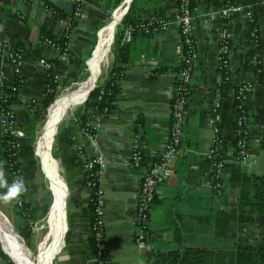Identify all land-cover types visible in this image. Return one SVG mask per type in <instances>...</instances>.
Returning <instances> with one entry per match:
<instances>
[{"label": "crops", "instance_id": "1", "mask_svg": "<svg viewBox=\"0 0 264 264\" xmlns=\"http://www.w3.org/2000/svg\"><path fill=\"white\" fill-rule=\"evenodd\" d=\"M103 2L105 0H82L81 12L74 21L69 40V53L65 59H61L57 49L44 43L42 38L43 36L57 38L61 35L63 23L60 18L71 13L74 6L72 1L0 0V35L18 45L23 53L24 83L12 99L11 106L17 116L18 129L26 131L32 128L35 133L32 150L38 157L40 169L47 180L48 194L51 195L44 223L40 225L44 231L37 248L39 249L44 237L51 233L57 235L58 243L57 249L49 254L42 252L41 256L39 255L36 262L40 264L44 260L42 264L94 263L95 255L89 243L92 218L89 198L93 190L88 185L89 174L84 167V161L94 156L102 158V164H95L92 167L98 170L99 182L103 189L105 242L113 264H145L146 249L179 245V242L173 239L174 232L182 234V238L192 235L191 240L193 234H197L204 241L207 232L215 237L212 214L223 210L232 211L236 207L238 186L230 180L231 164L236 163L230 160L222 170L224 183L221 191L216 193L211 188L212 163L205 156L213 135L211 119L218 110L220 136L226 144V149L232 152L235 114L233 92L238 82L255 75L256 64L253 62V55L256 48L259 52V81L248 97L251 157L247 163H240V166L250 174L264 175V0H238L240 7L225 19V23L220 14L222 0H193V28L198 55L192 69V85L180 151L173 161V173L155 188L154 201L149 210V228L145 245L139 247L135 243L134 213L141 168L129 163L131 136L134 132L139 135L144 155L143 166L158 155L167 139L170 94L182 56L176 18L178 0H151L148 3H145V0L136 1V13L139 17L143 19L162 17L168 25L165 30L154 33L134 28L129 39L125 38L126 28L124 29L119 40L122 45L116 58V63L121 67L119 90L113 107L105 113L83 105L88 96V88L100 84L107 77L110 65L115 59L112 52L113 27L109 33L103 31L111 22L99 32V41L101 36V43L107 42V45L96 68L98 56L96 61L95 57L97 52L99 54V46L96 50L98 30L111 17L110 15L107 18L101 12ZM126 3L127 1L118 8L115 17L122 16ZM53 8L58 9L63 15H58ZM245 9L252 11L253 21L246 15ZM253 25L257 27V47L250 38ZM222 32L229 34L231 73L229 80L221 89L218 86L216 54L218 38ZM41 57L50 61L57 74L55 85L58 92L54 95L56 101L59 95L87 87L84 93L77 94L75 98L57 107L59 110L56 124L47 137L48 166L42 163L37 141L44 122L48 119L47 116L54 109V106L51 109L49 105L54 98L44 107L48 81L42 66L38 63ZM106 60L108 62L106 69L98 78ZM84 72H86L84 78L75 81L77 79L74 78ZM0 73L7 79L12 76L1 56ZM70 81H75L73 90L68 88L60 93L59 90L66 88ZM28 98L36 99L32 110L29 109ZM215 101L220 103L216 111L213 106ZM70 104L72 107L77 106L58 128L57 122L60 118L62 120L65 115H62V112L69 109ZM48 106L50 108L47 112ZM78 107L85 118L96 125L94 142L86 140L79 131L78 122L86 119L74 113ZM43 110L46 119L44 118L39 133L36 134L34 122ZM135 122L140 123V126H136ZM56 126L57 146L52 150ZM2 151L0 134V162H3ZM50 171L57 176V191L56 181ZM21 172V177L25 179L28 188V193H24L27 214L19 213L16 208H14L16 211H11L8 204L0 201L3 207L0 206L1 210H6L8 213L6 217L17 232L11 228L7 219L1 216L0 219L13 233L25 255L27 247L19 236H27L30 230L33 231L31 222L38 220L40 215L38 214L40 203L35 199V195L41 180L35 177V173L30 174L25 170ZM5 173L11 183L13 180L11 174L6 170ZM3 191L0 189V192ZM237 213L238 209L235 211V214ZM200 214H203L202 219ZM204 214L211 215L206 219ZM26 216H29L31 222L27 220L28 218H23ZM234 227L235 224L232 222L230 228ZM180 229L183 231L179 232ZM225 237L220 236L222 245L227 241ZM43 253L45 256L40 259ZM0 264H3V260H0Z\"/></svg>", "mask_w": 264, "mask_h": 264}, {"label": "built area", "instance_id": "2", "mask_svg": "<svg viewBox=\"0 0 264 264\" xmlns=\"http://www.w3.org/2000/svg\"><path fill=\"white\" fill-rule=\"evenodd\" d=\"M74 6L68 16L60 18L63 23V29L60 39L50 36H43V42L57 49L59 57L65 59L69 53V40L72 34L74 21L80 15L82 0H70ZM193 0H178V12L176 15L178 21V30L182 45L181 65L176 74L173 91L170 94V121L167 128V139L158 155L143 166V153L141 142L137 132L131 136V147L129 153V163L134 167L141 168V179L137 188V199L135 206L134 220V241L139 246L145 245L147 238L150 214L149 210L154 201L155 188L157 184L166 180L173 173V161L180 151V144L183 137V128L187 114V104L189 100L192 85V69L194 61L197 58L198 51L195 44L193 28ZM238 0H222L220 7L221 17L229 18L233 11L238 9ZM246 15L253 21V13L245 9ZM167 21L162 18H151L138 22L135 26H128L125 29V38L129 39L134 28L145 32H157L167 28ZM250 38L255 47L258 46L257 27L252 26ZM230 40L227 32L219 35L216 54V69L218 74V86L222 89L223 85L230 78L229 65ZM0 56L7 64L12 76L7 79L0 73V130L5 137L7 151L10 158L15 156L20 147L22 131L18 129L17 116L11 106L12 99L16 96L20 86L24 83L23 76V53L22 49L3 38L0 35ZM253 62L256 64L255 75L246 80L238 82L233 92L234 114V145L233 151L229 152L224 147V141L220 136V114L218 107L219 101H215V113L211 119L213 135L210 146L205 151V156L211 160L210 184L214 192L219 193L223 187L224 166L233 160L236 163H247L251 157L250 142V114L248 112V97L259 81V52L256 48L253 55ZM38 63L42 66L47 81L56 82L57 74L53 70L49 60L41 57ZM101 93L97 95L101 99ZM29 109L32 110L36 102L35 98H28ZM97 109V107H94ZM79 131L86 140L95 141L96 125L90 120L79 121ZM136 126L140 123L135 122ZM80 148V146H79ZM102 164L100 156L87 158L84 161V167L87 169L89 178L88 185L92 188L89 201L92 208V218L90 223V235L92 237L95 260L99 264H113L105 242V219H104V197L103 189L99 182L98 170L92 166ZM10 172L14 179L18 178L19 168L12 167L9 161ZM27 192V191H26ZM25 192V193H26ZM25 202L24 194L19 198L17 204L22 206Z\"/></svg>", "mask_w": 264, "mask_h": 264}, {"label": "trees", "instance_id": "3", "mask_svg": "<svg viewBox=\"0 0 264 264\" xmlns=\"http://www.w3.org/2000/svg\"><path fill=\"white\" fill-rule=\"evenodd\" d=\"M121 0H105L101 6V12L109 18L111 10ZM136 1L132 0L127 12L123 15L120 23L117 25L116 32L112 42V52L115 59L112 61L108 70L107 77L95 85L88 93L83 105L86 107H97L101 113L109 111L113 107V101L119 90L118 79L120 78V65L116 63L117 53L121 45L119 40L123 36L124 29L127 26H135L138 22L146 20L136 13ZM151 0H145V3ZM193 3V2H192ZM55 9V8H53ZM58 15L60 11L55 9ZM60 39V36L57 37ZM101 93V99L97 95ZM58 92L55 82L49 80L47 92L44 98V107H46ZM51 106V105H50ZM47 112L49 111V108ZM51 113V112H50ZM74 113L83 119H86L84 113H81L79 107ZM32 127V126H31ZM31 134L32 141L35 138L33 129L26 130ZM5 138L2 139L3 155L7 167L9 161L12 167L18 168L20 165L16 157L8 155ZM234 145V139L232 141ZM226 148V144L224 143ZM144 156V155H143ZM155 158V157H154ZM153 158V159H154ZM152 161V160H151ZM231 183L237 184L238 196L236 207L232 211H221L213 215L214 233L216 236L233 237L231 247H206L204 245L185 244L186 240H191L192 235L188 238H182V234L174 232L173 239L179 242L175 247H158L146 249L144 252L145 264H264V175H255L248 173L239 163L231 164ZM20 176V172H19ZM16 210L19 211L16 201L13 202ZM238 209V213L235 211ZM21 211H19L20 213ZM211 214H204L208 219ZM203 214H200L202 219ZM234 222L235 227L230 228ZM188 223V222H187ZM190 223V222H189ZM183 230H179L181 232ZM90 244L95 255L92 237L90 235ZM9 264L12 261L9 259ZM93 264H99L97 260Z\"/></svg>", "mask_w": 264, "mask_h": 264}, {"label": "rangeland", "instance_id": "4", "mask_svg": "<svg viewBox=\"0 0 264 264\" xmlns=\"http://www.w3.org/2000/svg\"><path fill=\"white\" fill-rule=\"evenodd\" d=\"M110 20H112V19L110 18L106 23H108ZM105 21L106 20H104V22ZM114 31H115V29H114ZM110 55H111V51L109 50L108 56H110ZM96 57H97V55H96ZM96 57H95V61H96ZM106 62H107V60H106ZM106 62L103 63L102 68H101V73L100 74L98 73L99 74L98 78H100L102 76L104 70L106 69V65L108 64V62L107 63ZM94 64H95V62H94ZM85 71H87V70H85ZM85 73L86 72H84V74L78 75V77L76 76L77 78L75 77L74 79H77V80H75V81H78V80H81L82 78H84ZM75 81L68 82V84H66L67 86H65L66 88H64L63 90L62 89L59 90L60 93L63 92L64 90L68 89V88H70L68 90H73V88L75 86ZM64 94H66V93H64ZM64 94H62V95H64ZM62 95H59V97L57 98V100ZM76 106H73L72 107V104H70L68 106V107H70L69 109H64L63 110L62 115H64V114L65 115L62 118V120H61V118L58 120V122H57V125L59 123L58 128L61 126V124H63V121H65V119L67 117H70L71 116V111H73ZM55 107L56 108L53 109V111L48 116L54 114V112L57 110V101H56V106ZM48 116H47V118H49ZM44 118L46 119L45 112L43 110V111H41V113L38 115V118L34 122V128L36 130V134L39 133L40 127H41L43 121L45 120ZM47 120L48 119H46V121L44 122V125L47 122ZM44 125H43V127H44ZM17 127H18V125H17ZM42 130H43V128H42ZM42 130H41V133H40V136H39V139L38 140H40V137H41V134H42ZM52 131L48 134V136L52 133ZM57 131H58V129H57V126H56L55 133H54L55 138L53 136V138H54V141L52 142L53 145L51 144L52 150L54 149V147L57 146ZM0 134H1V130H0ZM22 134H23V136H22V139H21L20 147L17 149V152H16L15 156H13V157H16V159L19 160V162H20V165L18 167L19 168V172H20V176H19V172H18L17 176L18 177H21V173H22L21 171L22 170H25V171L29 172L30 174L35 173V177L36 178H39V180H41L40 185L37 188L38 191H37V193L35 195V199L38 200L39 203H40L39 204V209L40 210H39V213H38L40 215H38V220H35V222H31L30 218H28L29 216L23 217L25 219L28 218L27 220L29 222H31V225H32L31 228L33 229V231L30 230L28 232V235L27 236L21 235L20 233L19 234L21 236H19L17 233L16 234L22 239L23 243L28 248V249L25 248V257H26L27 264H35L36 260L38 259L39 255L42 252L49 254L50 252L53 251L52 250L53 240L56 239L57 235L54 236V235H52V233L49 234V235H47V236L44 235L45 237L43 239V242L41 243L39 249L37 248L38 242L41 239L42 233L44 231V229L41 228L40 225L42 223H44V218H45V215H46V212H47V209H48V205H49L50 200H51V195L48 194L49 191H48V187H47V180L44 177V175H43V173H42V171L40 169L38 157L33 153V150H32L33 147H34L35 140L30 141L31 140V134L29 132H27V131H24L23 130L22 131ZM3 138H5V137L2 136V134H1V143H2V139ZM45 140H46V154L45 155H43L41 153V150L39 148L40 147V144H39V141H37V149H38V152L41 155L42 163L48 162V152H47V140H48V138H46ZM5 145H6V142H5ZM3 148H4V146H3ZM6 149H7V147H6ZM54 152H55V154H57L56 150H54ZM51 154H52V152H51ZM8 155H9V153H8ZM1 158H2V161L4 163L5 170L8 171L11 174V172H10V166L7 167V165H6V160H5V157L3 155V151L1 152ZM51 164H52V162H51ZM11 176H12V174H11ZM12 179L14 180L13 176H12ZM27 193H28V188H27ZM6 204H8V207H9V209L11 211H16V210H14L15 206L12 207L11 203H6ZM18 207H19V211H21L20 212L21 214H23V213L24 214H27V211L28 210L26 209L25 202L22 204V206H19L18 205ZM7 214L8 213L6 212L5 209H2L1 210V208H0V216L1 217H4L5 219H7V217H6ZM23 216H25V215H23ZM36 218H34V219H36ZM7 221L9 222L8 219H7ZM9 224H10V222H9ZM10 226H11V224H10ZM11 228H12V226H11ZM12 229L15 232H17V230L15 228H12ZM207 233H206V240L203 241L199 235L193 234L194 236H193L192 240H188L185 244L204 245L206 247H231L232 246L233 239L231 238L232 236L230 234H228L225 237V238H227V241H226V243H224V245H222L220 243V241L222 240V238H220V236H215L214 235L215 237H213V235H211L209 233L207 234ZM7 250L8 249L6 248L4 241L1 239V234H0V260H3V264H7V262L10 259L12 261V264H16L15 258ZM9 254H10V256H12L11 258L14 261L10 258ZM44 262H45V260H44ZM44 262H42V263H44Z\"/></svg>", "mask_w": 264, "mask_h": 264}, {"label": "bare ground", "instance_id": "5", "mask_svg": "<svg viewBox=\"0 0 264 264\" xmlns=\"http://www.w3.org/2000/svg\"><path fill=\"white\" fill-rule=\"evenodd\" d=\"M122 6V5H121ZM121 6H119L118 8H120ZM118 8L112 13V16L110 17L112 20H110L108 23H106V25L104 27H106L107 25H109L111 22V25L109 27H107L106 29H104L103 31H108L109 33V30L113 27V32H112V36L114 34V29L116 27V25L118 24L117 22L120 20V16H116L117 14V10ZM113 17V18H112ZM115 17V18H114ZM117 23V24H116ZM115 25V26H114ZM103 27V28H104ZM101 28L99 30V32L103 29ZM102 31V32H103ZM99 32H98V41H97V45H96V50H97V46H99V54L97 52V56H98V59H97V63H96V68L98 67V65L100 64L101 60H102V57L104 55V50H105V47L107 45V42H102V38L100 36V41H99ZM102 34V33H101ZM104 40V39H103ZM100 42V43H99ZM95 50V52H96ZM95 54V53H94ZM94 57V55H93ZM97 58V57H96ZM94 80V78L92 79ZM93 83V82H92ZM88 85V84H87ZM92 85V84H91ZM87 87H84V88H81L79 90H76V91H72V92H68L64 95H62L58 100H57V107L59 108L62 104H64L65 102H68L70 101L71 99L75 98V96L79 93H84L86 91ZM54 106V109H55V106H56V100L54 101V103L51 105V109L53 108ZM59 110V109H58ZM58 110H56L54 112V114L50 115L47 122L45 123L44 127H43V130H42V134H41V137H40V140L39 141V144H40V150H41V153L43 155L46 154V138L49 134V132L53 129V127L55 126V123H56V120H57V115H58ZM45 165H49L48 162L45 163ZM50 169V168H49ZM50 173L52 174L54 180L56 181V189L55 191H57V176L55 173L51 172ZM54 223V221H53ZM13 231V230H12ZM0 234H1V239L4 241L5 243V246L9 249V251L11 252V254L14 256V258L16 259L17 261V264H27V261H26V257L24 255V252L22 251V249L19 247L17 241H16V238L15 236L13 235V233H11L6 224L4 223V221H2L0 219ZM15 234V233H14ZM17 235V234H15ZM57 240L54 239L53 240V247H52V250H55L57 249ZM41 256V255H40ZM43 256H45V254L43 253L42 257L40 259L43 258ZM45 258V257H44ZM40 261V260H39ZM35 264H40V262H36Z\"/></svg>", "mask_w": 264, "mask_h": 264}, {"label": "clouds", "instance_id": "6", "mask_svg": "<svg viewBox=\"0 0 264 264\" xmlns=\"http://www.w3.org/2000/svg\"><path fill=\"white\" fill-rule=\"evenodd\" d=\"M0 189L4 190L0 192V201L4 203L19 202V198L27 191L26 181L23 177H18L9 183L4 163L0 162Z\"/></svg>", "mask_w": 264, "mask_h": 264}, {"label": "water", "instance_id": "7", "mask_svg": "<svg viewBox=\"0 0 264 264\" xmlns=\"http://www.w3.org/2000/svg\"><path fill=\"white\" fill-rule=\"evenodd\" d=\"M126 1H127V3H126V5H125V9H124V11H123V13H122V16H123V15L126 13L128 7H129V5H130L131 0H122V1H121L117 6H115L114 9L111 11V16H112V13H113V12H114L119 6H121V5H122L124 2H126ZM122 16H121V18H122ZM121 18H120V20H121ZM120 20H119V21H120ZM105 25H106V24H105ZM105 25H103L102 27H100L99 30H100L101 28H103ZM99 30H98V32H99ZM112 37H113V36H112ZM111 41H112V38H111ZM91 88H92V86L88 88L87 94H88V92L90 91ZM87 94L85 95V98H86ZM55 100H56V98H54V100H53L49 105H51ZM48 107H49V106H48Z\"/></svg>", "mask_w": 264, "mask_h": 264}]
</instances>
